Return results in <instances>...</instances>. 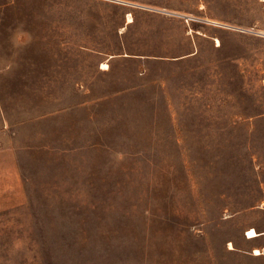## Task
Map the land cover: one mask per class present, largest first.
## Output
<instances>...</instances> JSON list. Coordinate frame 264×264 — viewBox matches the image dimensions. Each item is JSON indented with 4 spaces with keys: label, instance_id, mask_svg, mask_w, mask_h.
Wrapping results in <instances>:
<instances>
[{
    "label": "rangeland",
    "instance_id": "rangeland-1",
    "mask_svg": "<svg viewBox=\"0 0 264 264\" xmlns=\"http://www.w3.org/2000/svg\"><path fill=\"white\" fill-rule=\"evenodd\" d=\"M9 62L0 264H264V0H0Z\"/></svg>",
    "mask_w": 264,
    "mask_h": 264
},
{
    "label": "clouds",
    "instance_id": "clouds-1",
    "mask_svg": "<svg viewBox=\"0 0 264 264\" xmlns=\"http://www.w3.org/2000/svg\"><path fill=\"white\" fill-rule=\"evenodd\" d=\"M25 35L26 33L24 32L23 22H19L17 24V27L12 31V36H11V43L14 48L22 49L23 47L27 46V43L23 42L21 39ZM12 67H13L12 63L9 62V64L6 67L0 68V71H11Z\"/></svg>",
    "mask_w": 264,
    "mask_h": 264
},
{
    "label": "bare ground",
    "instance_id": "bare-ground-1",
    "mask_svg": "<svg viewBox=\"0 0 264 264\" xmlns=\"http://www.w3.org/2000/svg\"><path fill=\"white\" fill-rule=\"evenodd\" d=\"M130 16V15H129ZM132 20L130 19L129 22H131ZM261 234L257 233V231H255L254 229H251L247 232V238L248 239H255L257 237H259ZM230 248H233L232 245H230ZM255 255H260L261 252L259 250H255Z\"/></svg>",
    "mask_w": 264,
    "mask_h": 264
},
{
    "label": "crops",
    "instance_id": "crops-1",
    "mask_svg": "<svg viewBox=\"0 0 264 264\" xmlns=\"http://www.w3.org/2000/svg\"><path fill=\"white\" fill-rule=\"evenodd\" d=\"M263 235H264V233H261V235H260V236H263ZM260 236H259V237H260ZM259 237H257V238H259ZM255 239H256V238H255ZM261 254H262V253H261ZM261 254H260V255H261Z\"/></svg>",
    "mask_w": 264,
    "mask_h": 264
}]
</instances>
